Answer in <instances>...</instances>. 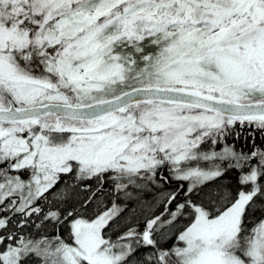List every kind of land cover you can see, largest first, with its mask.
<instances>
[{
    "label": "snow or ice",
    "instance_id": "1",
    "mask_svg": "<svg viewBox=\"0 0 264 264\" xmlns=\"http://www.w3.org/2000/svg\"><path fill=\"white\" fill-rule=\"evenodd\" d=\"M0 264H264V0H0Z\"/></svg>",
    "mask_w": 264,
    "mask_h": 264
},
{
    "label": "trees",
    "instance_id": "2",
    "mask_svg": "<svg viewBox=\"0 0 264 264\" xmlns=\"http://www.w3.org/2000/svg\"><path fill=\"white\" fill-rule=\"evenodd\" d=\"M227 179V178H226ZM232 182H233V184H234V178H232Z\"/></svg>",
    "mask_w": 264,
    "mask_h": 264
}]
</instances>
